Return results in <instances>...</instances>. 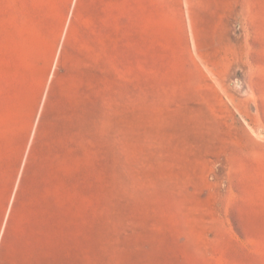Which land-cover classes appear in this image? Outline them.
Segmentation results:
<instances>
[{
	"label": "rangeland",
	"instance_id": "rangeland-1",
	"mask_svg": "<svg viewBox=\"0 0 264 264\" xmlns=\"http://www.w3.org/2000/svg\"><path fill=\"white\" fill-rule=\"evenodd\" d=\"M0 264H264V0H0Z\"/></svg>",
	"mask_w": 264,
	"mask_h": 264
}]
</instances>
